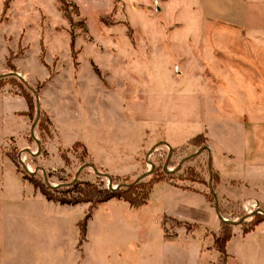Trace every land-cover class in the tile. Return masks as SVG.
<instances>
[{
  "label": "rangeland",
  "instance_id": "374dc122",
  "mask_svg": "<svg viewBox=\"0 0 264 264\" xmlns=\"http://www.w3.org/2000/svg\"><path fill=\"white\" fill-rule=\"evenodd\" d=\"M250 57L260 60L249 65L264 79V0H0V73H20L39 89L40 110L49 123L38 151L28 132L33 118L25 113L26 99L14 82L7 79L0 84V92L9 89L27 106L14 114L26 120L20 140L5 136L0 143V156L6 154L26 182L22 185L8 163L0 165V263L264 264V249L251 255V244H240L238 234L255 214L260 220L264 217V192L257 198L254 194L224 199L216 191L219 176L211 162L221 216L232 221L247 216L231 224L232 235L238 233L221 255L222 221L210 225L215 206L208 189L209 149L177 168L180 160L209 146L206 133L199 132L204 121H219L220 112L240 116L236 107L230 105L235 109L231 110L223 104V96L228 98L224 79L233 76L237 61ZM210 97L221 110L206 101ZM175 102L181 103L179 116L193 120L176 129L177 139L199 137L181 148L168 143L172 153L165 171L168 147L160 144L148 155L149 143L162 137L156 119H168ZM253 102L261 104L251 118L259 126L256 154L264 160V96L256 94ZM8 117L3 118L14 124ZM34 133L42 140L36 127ZM76 140L85 144L88 154L83 156L81 146L71 148ZM133 154L143 165L137 173L122 168ZM149 169L152 173L129 193L132 198L148 195L145 206L133 207L115 198L101 203L94 208L79 246L78 221L89 203L48 201L38 187L23 179V174H31L50 190L75 181L105 189L123 181L132 183ZM108 175L114 182L108 181ZM158 178L155 183L163 181L198 194L160 187L152 191L155 183L148 187L147 181ZM73 194L77 193H69ZM160 206L186 220L159 216ZM263 221L251 231L264 232ZM163 234L172 240H165ZM241 253L243 261L236 257Z\"/></svg>",
  "mask_w": 264,
  "mask_h": 264
},
{
  "label": "crops",
  "instance_id": "0c3cea01",
  "mask_svg": "<svg viewBox=\"0 0 264 264\" xmlns=\"http://www.w3.org/2000/svg\"><path fill=\"white\" fill-rule=\"evenodd\" d=\"M254 62L260 63V60L252 57L248 59H240L236 62V71H234L235 73L233 72V76L224 79L228 98L227 96H223L224 102L223 100L221 101L223 102V104L229 105V109L231 110H235L234 108L236 107V110L239 111V114L242 117H230V115H224L220 112L217 113L220 116V119H217L219 121H214L213 119L204 121L202 129L199 131H204L209 138V141L207 143L209 145L208 154L210 155L212 166L219 176V182L217 183L218 185L216 187V191L220 194V196H224V199L226 200L241 199L243 196L248 197L253 196L254 194V197L257 198V196H259L261 192H264V160L261 156H259L261 154H256V149H258L256 147V143L259 142L260 136L258 135L259 133L255 130L258 129L259 126H256L257 123L254 122V120H252L251 118L252 111L259 110V107L261 106V104L258 102L254 103L253 100L256 94L264 96V79L257 76L259 73L253 70L252 65H249L250 63ZM10 72L0 73V75H6ZM4 90L5 91L0 92V143L4 140L5 136L14 135L16 136V139L20 140L19 135H21L22 132L25 131L26 127L25 117L22 115H14L16 112L24 111L27 108L24 98L17 94H13L7 88ZM178 93L181 96L180 92ZM216 95H218V93ZM208 100L209 102L211 101V105L215 106L217 111L221 110L220 108H217V103H215V99L213 97H210V99H207L206 101L208 102ZM179 104L181 103H174V107L172 109L173 112L168 116V119L165 117H163L161 120L156 119V122H158L161 125V128H163V131L160 132V136L162 137L158 139H161L160 141H166L174 148H181L185 145L189 138L186 136L184 139L178 140L175 134L176 129L188 125L189 121H193L192 119H185L179 116ZM230 105H233L234 108H231ZM47 106H49V109L51 110L50 112L53 115L52 118H54L52 104L49 103L47 104ZM9 115H13L14 118L8 117ZM4 116H7V119H9L11 122H14V124L8 123L6 120H4ZM54 128L56 129L55 124ZM56 131L59 135V131L57 129ZM28 132L30 135L31 126ZM158 139L151 141L149 143V148L154 146L153 144H156L155 142ZM142 143L143 141L139 144L142 146ZM22 150L25 152L29 151L28 147H24ZM4 156V158L0 156L1 167H3V164L8 163L9 166H11L10 171H13L15 177L20 180L22 185L26 184V182L22 180L20 173L16 170L15 166H12L13 163L11 159L7 157L6 154H4ZM141 162V160L137 161L135 154H133L129 159V163L127 164V166H123L122 168L124 170H127L128 172L133 170V172L137 173L142 170L143 165H141ZM1 173H4V171ZM155 187H160L163 191L165 190L166 192L177 191L182 192L185 195L190 193L198 194L190 190L180 189L163 181L155 183L152 191ZM31 195L32 197L36 196V194H34V190ZM201 196L203 198V202L205 203V205H207V201L205 200L204 196ZM144 206L145 205L141 207ZM207 206L210 207L209 205ZM156 212L159 216H161L162 214H166L174 216L178 219L186 220L185 217L173 213L169 208L162 209V207L160 206L156 208ZM218 220L220 219L214 208V213L210 221V225L213 224L215 226ZM262 224H264V221L262 222ZM237 233V231H234L233 235H236ZM238 234L241 235L242 239L240 241V244H251V255L253 254V250L254 255L261 254L264 249V232L251 231L249 233H246V235H243L242 233ZM236 257L243 261V253L237 254Z\"/></svg>",
  "mask_w": 264,
  "mask_h": 264
},
{
  "label": "trees",
  "instance_id": "16d2710c",
  "mask_svg": "<svg viewBox=\"0 0 264 264\" xmlns=\"http://www.w3.org/2000/svg\"><path fill=\"white\" fill-rule=\"evenodd\" d=\"M11 70H14V69H11ZM7 79L11 82H14V84L16 86H18V88L20 90L19 93L26 99L27 104H28V112H25V113L30 115L34 120L35 115H36V103H35V96H34L33 92L28 88V85L23 80L19 79L17 76H14L12 74H6L3 76H0V84L3 85L7 81ZM34 89L38 93L39 89L38 88H34ZM47 125L49 126L48 120L46 119L45 115H43V113L40 110V115H39V118L37 120L35 127L37 128V130L41 131V133H39V136H42V140H40V138L38 137V139L41 142H43L44 134L49 133V128ZM198 137L199 136L192 137L188 140V142L194 143V141ZM201 142L203 143V141H201ZM202 145L203 144H201V146ZM77 146L78 147L81 146L82 149L84 150L83 156L88 154L86 146L83 142H81L80 140H76L72 143L71 148H77ZM159 167H160V164L155 166L154 170L158 169ZM23 177H24L23 179H28L33 185L38 187L40 189V192L45 196V198L47 200H51V201L58 202L60 204H66V205H76L79 203H89L87 213L84 215V217L82 219H80L78 221V227H79V243H78V246L81 245L83 240L85 239L86 225H87L88 220L91 218L92 212H93L95 207H97L101 203H104V202H106L110 199H114V198L115 199H122V200L128 202L129 205H131L133 207H140V206L145 205L146 200L148 198V195H146L145 197L143 195L142 197H139V198H137L136 196H135V198H132L130 196L129 193H131L133 188L135 186H137V184H139L140 182H136L134 185L123 186L122 184H129V182L123 181L121 183H116L117 187L115 189H110L108 187L105 189H98L97 187H94L93 185H91L88 182L83 183L84 186H82L80 182L75 181L73 184H71L70 186H68L66 188L50 190V189H48L47 186H45L46 185L45 183H43V182L38 183V181L36 179L32 178L33 176L31 174H28V175L23 174ZM211 178L213 181V174H212ZM110 179L112 180V182H114L115 178L113 176H110ZM159 180H160V178L155 179L154 181L148 180L147 181V182H149L148 187H151V185L153 183H155L156 181H159ZM147 182H144V183L147 184ZM212 186H213V184H212ZM70 192H75L77 194L69 195ZM148 192H149V190L147 191V193ZM210 195L214 201L213 195L211 193H210ZM218 210H220L219 207H218ZM219 213H221V212L219 211ZM164 219H166V218H164ZM262 220H264V217H262V219L260 220L259 218H257V215L255 214L253 217H251L250 222H248L249 226L243 229V231H242L243 234L250 232ZM182 224L190 226V223L182 222ZM222 229L224 230V232L222 233L220 240H219V244H218L219 245L218 251L220 252L221 255L225 253L226 244L232 236L231 224L228 222L222 221ZM163 236H164L165 240H172L168 236L166 237V234H163Z\"/></svg>",
  "mask_w": 264,
  "mask_h": 264
},
{
  "label": "water",
  "instance_id": "95a60500",
  "mask_svg": "<svg viewBox=\"0 0 264 264\" xmlns=\"http://www.w3.org/2000/svg\"><path fill=\"white\" fill-rule=\"evenodd\" d=\"M8 74H12V75H14V76H17L19 79L23 80V81L28 85V88L33 92V94H34V96H35L36 115H35V118H34V120H33V122H32V125H31V134H30V135H31V137L34 139V141L36 142L37 147H38V151H40V149H41L40 140L36 137V135H35V133H34V129H35V126H36L37 120H38L39 115H40V104H39L38 93L36 92V90H35L32 86H30V85L26 82V80L24 79V77H22L19 73H17V72H10V73H8ZM0 76H3V75H0ZM160 144H164V145H166V146L168 147V149H169V151H168V155H167V158H166V160H165V162H164V166H163V167H164V170H165V171H168V169H167V164H168V161H169L170 155H171V153H172V147H171L166 141H160V142L156 143L154 146H152L151 149L148 151V155L152 152V150H154V148H155L156 146H158V145H160ZM203 150H208V147H207L206 145H204V146L200 147L195 153H193V154H191V155H189V156L183 158L182 160H180V162H179L178 165H177V168H179V167L181 166V164H182L186 159L191 158V157L197 155L198 153L202 152ZM28 152H29V151H28ZM20 162H21L23 168L26 169V170H28V167H26V165L24 164L23 160L20 159ZM149 163H150V165H153L152 162L149 161ZM85 165H86V164H83V165L81 166V168L76 172V176H75V178L77 177V175H78V173L80 172V170L82 169V167H84ZM152 168H154V167H152ZM208 168H209L208 189H209L210 193H211V194L213 195V197H214V206H215V210H216V212H217V215H218L220 221L228 222V223H230V224H238V223H240V222H241L244 218H246L247 216L241 218V219L238 220V221H232V220H229V219H225V218H223V217L221 216V214L219 213L217 196H216V193H215V191H214V189H213V186H212V180H211V177H212V171H211V158H210V155H209V157H208ZM152 170H153V169H149V170L146 171L145 173H142L140 176H138V177L134 180V182L129 183V184H123V186H129V185H132V184L136 183V182L139 181L143 176H146V175L151 174V173H152ZM171 171H172V170H171ZM97 173H98V172H97ZM107 178H108V181L111 182V179H110V176H109V175L107 176ZM116 187H117V186L113 187L112 185L109 186L110 189H115ZM250 216H253V213L250 214L249 217H250Z\"/></svg>",
  "mask_w": 264,
  "mask_h": 264
},
{
  "label": "built area",
  "instance_id": "2783aa9c",
  "mask_svg": "<svg viewBox=\"0 0 264 264\" xmlns=\"http://www.w3.org/2000/svg\"><path fill=\"white\" fill-rule=\"evenodd\" d=\"M255 211H258V210L256 209ZM249 212H250V213H253V210H250ZM225 219H226V218H225Z\"/></svg>",
  "mask_w": 264,
  "mask_h": 264
}]
</instances>
